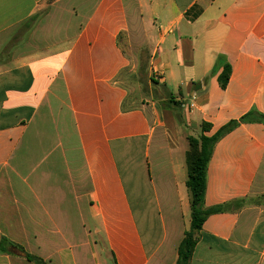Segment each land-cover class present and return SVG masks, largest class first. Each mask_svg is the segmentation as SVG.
<instances>
[{
    "label": "crops",
    "instance_id": "obj_1",
    "mask_svg": "<svg viewBox=\"0 0 264 264\" xmlns=\"http://www.w3.org/2000/svg\"><path fill=\"white\" fill-rule=\"evenodd\" d=\"M136 26L181 115L167 98L131 103L120 37ZM261 115L264 0H0V264H176L185 130L231 122L204 203L226 209L190 264H264Z\"/></svg>",
    "mask_w": 264,
    "mask_h": 264
},
{
    "label": "trees",
    "instance_id": "obj_2",
    "mask_svg": "<svg viewBox=\"0 0 264 264\" xmlns=\"http://www.w3.org/2000/svg\"><path fill=\"white\" fill-rule=\"evenodd\" d=\"M230 75L231 66L227 64L224 66V70L219 77V84L222 89L226 88ZM168 99L174 106H181V103L176 101L172 95H170ZM260 118V120H264V115H261ZM240 121L249 122L248 116L243 117ZM235 124L236 122H231L222 127L214 135L207 136L205 133L210 131V125L203 123L201 126V134L198 137H188L189 149L186 153L188 180L186 185L191 196V225L190 229L185 231L184 238L180 243L176 264H190V259L198 239L197 233L202 229L206 219L210 215L221 213L226 209V206H217L213 208L204 207L207 190V168L215 144L223 134L229 132ZM27 259L29 261H36L38 264H44L42 260L30 255H27Z\"/></svg>",
    "mask_w": 264,
    "mask_h": 264
},
{
    "label": "rangeland",
    "instance_id": "obj_3",
    "mask_svg": "<svg viewBox=\"0 0 264 264\" xmlns=\"http://www.w3.org/2000/svg\"><path fill=\"white\" fill-rule=\"evenodd\" d=\"M140 27L136 26L135 30L120 37L124 51L131 60L129 70L127 69L125 72L124 82L129 96L132 98L131 103H134V105H144L150 99H168L170 96L165 87L159 84V80L150 72L147 60L149 57L148 52L143 48L137 49L143 43V36L137 33ZM175 113L178 115L182 114L178 107L175 108ZM185 131L194 137H198L201 134L200 130ZM185 146L186 150H188V143L186 141ZM101 264L115 263L112 256H104Z\"/></svg>",
    "mask_w": 264,
    "mask_h": 264
}]
</instances>
